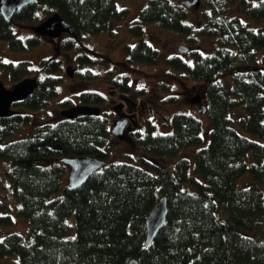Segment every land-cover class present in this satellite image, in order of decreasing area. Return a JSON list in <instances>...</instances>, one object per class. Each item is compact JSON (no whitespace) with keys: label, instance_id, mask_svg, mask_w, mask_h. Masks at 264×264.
I'll return each mask as SVG.
<instances>
[{"label":"trees","instance_id":"obj_1","mask_svg":"<svg viewBox=\"0 0 264 264\" xmlns=\"http://www.w3.org/2000/svg\"><path fill=\"white\" fill-rule=\"evenodd\" d=\"M233 1L203 0L209 8L195 29L184 21L187 8L181 0H148L130 25L139 38L123 47L127 60L158 63V50L142 37L148 22L188 41L195 34L216 37L213 51L195 50L190 64L176 55L166 58L206 88L210 128L205 145L194 150L193 175L187 158L178 157L171 167L166 163L182 147L204 140L201 121L177 113L172 132L155 134L149 129L140 137L143 153L136 162H111L80 186L62 187L66 164L48 159L79 154L106 159L108 124L101 114L60 116L40 121L31 134L14 137L22 124H30L32 112L58 93L61 60H40L36 89L14 102L13 114L0 117V160L20 202L17 213L29 221L25 232L10 230L12 207L6 194L0 196V257L17 254L14 264H129L132 258L137 264H264V142L233 125L264 138V52L258 58L264 48V0L240 1L258 27L228 16ZM41 6L46 12L58 11L73 25V36L61 41L64 50L79 46L85 34L101 32L111 19H122L128 12L117 0H39L17 11L12 21L0 10V39L14 49L35 45L39 34L25 36L16 25L41 22ZM78 59L96 60L88 53ZM1 64L9 65L13 83L31 71L28 60L6 63L0 58ZM81 76L93 79L97 74L87 69ZM103 101L104 95L96 90L80 93L81 103ZM72 104L68 98L60 102ZM43 158L49 163L42 164ZM248 170L252 181L239 185L236 180ZM186 182L193 188L184 187ZM161 195L168 199L167 219L146 246V218Z\"/></svg>","mask_w":264,"mask_h":264},{"label":"rangeland","instance_id":"obj_2","mask_svg":"<svg viewBox=\"0 0 264 264\" xmlns=\"http://www.w3.org/2000/svg\"><path fill=\"white\" fill-rule=\"evenodd\" d=\"M241 0H235L230 4L228 16H239L243 22H248L253 27L259 25L243 10ZM251 4H256L259 0H246ZM148 0H117L118 6L128 7L127 15L122 19H111L108 25L99 33H88L81 39H78L77 44L72 49L64 50L61 48V41L73 36L70 34H62L57 38H50L45 35H38V42L33 46H28L26 49H14L10 46V42L5 39H0V58L6 63H15L18 60H28L31 71L27 73L28 76L41 77V73H37L40 69V60L44 57H56L61 60V69L56 72L60 76L58 83V93L55 96H50L47 103L40 109L32 112V120L30 124H22L19 129L15 131L14 137L33 133V129L40 121L52 122L60 117V100L64 98L70 99L74 104L80 102V93L84 90H96L103 95H108V81L114 78L118 73H123L128 76L131 83L139 85H152L160 90L157 96V109L168 112H185L191 113L189 105L185 103L186 95H189L195 88H201L202 83L191 78L186 72L174 68L166 61V57L177 54L178 45L186 43L193 45V47L202 53L213 51L216 47L215 36H205L202 34H195L193 41H188L179 36L175 31L166 29L160 26L157 22H148L144 25L142 37L146 39L152 46H154L160 55L158 63H150L147 61L127 60L124 52V45L136 41L139 36L130 31V25L135 17L138 16L139 11ZM45 6L39 8V18L44 20L50 15L53 10L46 12ZM208 5L203 3L198 9L187 8V15L184 21L190 23L195 29L200 27L203 20V12L208 10ZM20 28V34L29 35L34 33L32 27L28 24L16 25ZM82 45V46H81ZM81 46V47H80ZM264 52V48H260L259 56ZM88 53L93 56L95 61H88L78 59L79 54ZM107 58V61H101V58ZM189 59V56L186 57ZM70 63L76 64V71L74 77L69 76L66 72V66ZM90 69L97 74L93 79H86L81 76V72ZM0 80L8 87H11L13 81L10 75L9 65H0ZM133 84V85H134ZM204 90L205 84L203 83ZM264 106V105H263ZM15 108V105H12ZM108 110V107H105ZM202 123V136L204 140L200 144L188 145L182 147L176 156L167 159L166 163L169 167L173 166L178 157L189 159L190 175L194 174V150L205 145L208 137V128H210V119L208 113L199 114L194 112ZM198 113V114H197ZM154 121L152 132L167 133L171 131V127L159 124L158 119L161 118L158 114H148ZM158 122V123H157ZM240 132L248 137L264 142V138L249 132L236 122L233 123ZM112 126V125H111ZM14 137H11L12 139ZM113 135L107 138V150L109 155L106 157L104 166L111 162H136L139 154H141V147H132L130 143L125 141L113 142ZM253 154L249 151L246 155V161L250 165L252 163ZM61 157H52L48 159L50 162L60 161ZM42 164H48L46 158L40 160ZM4 162L0 160V169L3 179L0 182V196L7 195V201L11 204L12 211L10 212L14 217V223L9 228L19 232H25L28 228L29 221L26 217L17 213V208L20 202L15 198L11 191L8 177L3 169ZM66 166L65 174L62 180V187L67 185V177L69 166ZM239 185H245L252 181V173L248 170L242 174L237 180ZM184 187L193 188L189 182L184 183ZM69 221H74V215L69 216ZM73 233V230L70 234ZM18 260L17 254H6L0 257V264H14Z\"/></svg>","mask_w":264,"mask_h":264},{"label":"water","instance_id":"obj_3","mask_svg":"<svg viewBox=\"0 0 264 264\" xmlns=\"http://www.w3.org/2000/svg\"><path fill=\"white\" fill-rule=\"evenodd\" d=\"M39 0H0V10L7 21H12L15 13L25 5L38 3ZM186 7H199L201 0H181ZM33 31L39 35H45L50 38H57L63 33L74 34L73 25L68 22L58 11L52 12L41 22L31 26ZM190 45L179 44L178 50L187 52ZM76 64L70 63L66 66V72L69 76H74ZM38 86L36 76H26L17 81L12 87H7L0 80V117L8 116L14 113L12 108L14 102L27 98ZM200 98L195 95L190 99L191 102H197ZM206 107L201 111H205ZM60 114L66 118H77L80 115H100L101 107L95 104H72L60 110ZM126 120L119 119L115 121L112 127V133L120 138L124 137V127ZM61 160L69 166L67 185L76 188L83 184L87 178L96 170L103 167L106 160L103 157L92 154L65 155ZM3 175L0 169V182ZM168 213V199L166 195H161L154 206L151 208L146 218V246H149L158 231L165 224ZM137 259L132 258L129 264H137Z\"/></svg>","mask_w":264,"mask_h":264},{"label":"flooded vegetation","instance_id":"obj_4","mask_svg":"<svg viewBox=\"0 0 264 264\" xmlns=\"http://www.w3.org/2000/svg\"><path fill=\"white\" fill-rule=\"evenodd\" d=\"M202 2L203 0H201V4H203ZM186 8H193L196 10L199 7L195 8L191 6V7H186ZM180 44H186V43H180ZM187 45H190V44H187ZM190 47L191 48L187 52H182L178 50L177 54H175L182 61L187 62L189 64L193 62L194 51L198 49V48L195 49L193 45H190ZM187 56H189V59H186ZM186 73L189 75L188 72ZM36 77L39 81V77L38 76ZM198 82L202 83V85H200L201 88H195L189 95H186L185 103H187L190 109L192 110L191 113H187V114H190L199 119V117L194 112H198L199 114L208 113V109H207L208 98H206L207 97L206 90L202 88L204 82L202 81H198ZM133 84H134L133 82L131 83V81H129L127 75L123 73H118L114 78L109 79L108 95H104V101L100 104H95V105H99L101 107V115L105 117L107 121L108 138L110 137V135L111 137L113 135V138H112L113 142L114 141L115 142L125 141V142L130 143L132 147H135V146L141 147L138 140L140 139L142 135H144L149 129H152L155 125L153 119L148 114L160 115L161 118L158 119L159 124H163V126H166V127H171L172 128L171 131L167 132V133H170L174 129L175 115L177 113H185V112L173 113V112H168L167 109L158 110L157 109V96L160 90L152 85H149V86H146L143 84L139 85V82H137V84H134V85ZM126 86H128L129 89L126 88ZM195 95H198L200 100L197 102H191L190 99L194 97ZM80 103L81 102L76 103V104H80ZM106 106L108 107V110H105ZM60 107L62 109L68 106L60 105ZM204 107H206L205 108L206 110L201 111V109ZM60 116L62 115L60 114ZM119 119L126 120V124L124 127V137L122 138L112 133L113 124L115 123V121ZM167 133H159V134H167ZM142 153H143V149L141 151V154ZM108 155H109V150H108Z\"/></svg>","mask_w":264,"mask_h":264}]
</instances>
